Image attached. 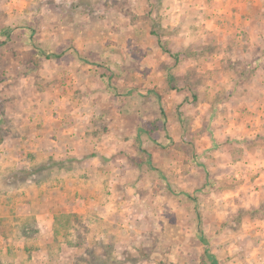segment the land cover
Wrapping results in <instances>:
<instances>
[{
    "label": "rangeland",
    "instance_id": "rangeland-1",
    "mask_svg": "<svg viewBox=\"0 0 264 264\" xmlns=\"http://www.w3.org/2000/svg\"><path fill=\"white\" fill-rule=\"evenodd\" d=\"M243 20H252L248 30ZM115 27L120 37L110 41ZM133 28L139 38L129 40ZM85 29L103 38L89 49L103 56L96 62L112 96L126 95L127 83L138 91L132 100L150 90L164 104L148 112L151 131L169 124L152 138L150 156L135 145L139 189L121 184L127 197L114 201V214L100 211L110 204L104 176L74 163L73 153L69 168L49 155L54 137L71 143L68 134L90 122L96 135L108 129L96 120L106 113L90 106H82L83 125L57 119L69 106L54 83L75 65L69 51ZM150 33L156 49L147 46ZM145 48L152 68L141 73ZM131 54V70L118 72ZM0 138V264H264V0H0ZM68 170L94 185H81L85 212L61 200L79 192L62 184ZM48 210L57 215L41 231L37 213Z\"/></svg>",
    "mask_w": 264,
    "mask_h": 264
},
{
    "label": "crops",
    "instance_id": "crops-1",
    "mask_svg": "<svg viewBox=\"0 0 264 264\" xmlns=\"http://www.w3.org/2000/svg\"><path fill=\"white\" fill-rule=\"evenodd\" d=\"M68 20H79V19L75 17L74 19L69 18ZM114 21H118V20H114ZM243 21L245 22L243 27L245 28V30H248L249 25H252L251 24L252 20H243ZM113 31H115L114 32L115 38L114 39L110 38V41L118 40L120 37V31L116 27ZM111 34L112 33H110V35ZM74 36L76 37V40H80V41L83 40L82 44L80 43L79 46H76L77 47L76 50L75 48H73L75 54L72 53V50L69 51V53H71L73 56L75 55L77 56V57L75 56L77 60L75 61L76 62L75 65L63 67L61 70H59V72L63 73L60 76L56 74V73L59 74L58 71L55 72V75L59 76L60 79L63 80H61L62 82L57 81L54 83V84H59L57 87L55 86L56 88L54 90H58L59 93L61 94V97L59 98L65 99V101L60 104H65L69 106V108L66 106L69 109V111L65 112L66 114L65 113L61 114V116L57 117V119H59L60 121H62L63 119L68 121H72L73 119L74 120L79 119L80 123L83 125L82 122L87 118L88 114L84 113L85 110L82 109V106H90L92 107V110H96V115H100V113L101 115L103 113H106V115L102 116L103 119L99 117L96 118V120L98 119V121L103 122L105 125H107L108 129L102 131V133L99 132L96 135L95 133L89 132L91 127V122H90L86 124L87 128H85V132L80 133L79 135L72 132L68 134V139H69L68 141H71L72 144L69 142L64 143L62 145L60 143L58 144L57 142H59L58 141L59 138L54 137L51 140L55 141L56 144H50L51 151H49V155H52L50 156L52 158L59 155L61 160L65 162L58 163V165L60 166L61 164L62 167L69 168V166L68 165L65 166V164L68 162L67 159L70 157L68 154L73 153L71 154L72 157H76L74 163L81 164L82 165L81 167L83 166L87 167L89 170H92L97 174H101L102 176H104L103 179L104 180L107 179V180L105 181V183L102 184H105L107 186L109 185L110 187H108V191L111 192V193H106L105 196H107V198H105L106 200L104 202H110V204L103 203L101 205L102 208L100 211L112 212V214H114V208H113L114 201L118 202L119 200H123L124 198L126 199L127 197L126 194L123 193V189L122 190L119 189L120 188L119 186H121V184L125 185V187L127 186L128 189L127 191H129L130 188L133 190L135 189L136 191H138L139 189V186L136 188L133 187L140 184V181L136 182V179H141L142 177L141 175H143V173L140 171L139 165L137 164L136 161H134V158H137V148L135 145L137 144L140 147V149L143 150V152L147 153V155L150 156L151 152H153L152 149H154V147H157V144L152 140V138L160 137L162 134H167L169 129L168 128L169 124L167 122L164 128L161 126L159 122H157L158 126H154L155 130L153 132L151 131L153 126V124L151 123L153 120L151 118V115L148 114V112L152 111V109L155 108L154 106L156 104L159 106L164 104L161 103V99L158 94L154 95V97H151L152 95L150 96V94H148L151 92L150 90L146 92L147 94L144 92V94L141 95V98L136 97L132 100V97L134 96L131 93L133 92L136 93L138 91H131L130 88L131 83H127L124 84L126 87V92H125L126 95L122 96V98L120 99L114 98L112 96L109 83L108 81L105 80V78L101 74L102 73V70L100 69L101 67L98 66L96 62L97 57H103L102 54L96 53L92 49H89V47L91 46L99 45L97 43L95 44L92 43V41H96V38H98L101 42L103 38L100 39L99 37H96V35L91 38L87 33L86 29L78 30L76 35ZM112 37H114V34H112ZM146 37L151 42L147 46H150L152 49H156L157 47L156 43H158L159 38H157L152 33L148 34ZM127 38L129 40H136L139 38V35L137 34L136 31H134L133 28V32L129 33ZM107 41L109 42V40ZM146 48L143 49V53L145 54V56L143 57L144 60L142 62L146 66L145 67H143L144 65L142 66L143 70H140L141 73L147 72L150 68H152V62L150 60L146 61L147 57L150 56V54H147L149 50ZM99 51L102 52L103 50L99 49ZM64 54L65 56H67L68 52H65L63 54L58 53V55L56 56H62ZM119 56L120 55L117 54L116 52L115 53L106 52L105 57L109 59H114V58L118 59ZM137 56L138 55L136 54H131V56L128 59V62L126 63L127 68L126 66H124L119 68L121 70H119L118 68H116V70L118 72H124V73L130 71L133 63L131 58L135 59L137 58ZM162 65L163 64L160 62L158 64V68H161ZM136 71L137 70H135L134 72ZM152 79H151V75L147 76L145 79L143 78L144 89L146 88L150 89L152 85L151 84ZM129 103L133 105L136 104L140 106V108H136L137 111H134L133 110L134 108H132V106H130ZM119 105L122 106L123 110L125 109L124 112L121 114L117 113V109H120V107H118ZM71 106L73 108H71ZM161 112L162 114H165L163 108H161ZM172 118L173 116L171 117V119ZM164 124H165V120L162 121V125ZM75 126L78 125L76 124ZM159 126L162 127V130L164 132L163 131L159 132L160 130ZM37 136H39V133H37L36 136L34 134L32 138H36V139L41 138ZM167 137L170 138L173 136L166 135L165 138ZM87 141L91 142L92 145L94 146L92 152H88V150L86 149ZM3 144L4 143H2L0 146H3ZM68 144L71 145L68 146ZM109 144L111 145L108 146ZM71 146L73 147L72 149ZM161 147H164V145ZM261 150H264V147H261ZM121 151L123 154L121 153ZM260 153L264 154L262 151H260ZM150 166H151V162H150ZM64 168L63 170H65ZM65 172L70 181L65 178V181L63 180L62 184L66 183L67 185L73 184L74 186H79V192L76 190L71 192L66 191L64 192V196H61V200L65 202L64 203L65 207L69 206L73 208V210L70 209L69 211H74L78 213L87 211L89 209L90 204L87 203L85 199H83L85 196L84 192L86 191L82 192L81 185H86V186L91 185V187L94 185L92 184L91 181H88L86 177L85 178H81L80 176L74 177L69 170ZM130 173H133L136 176L134 180H131V178H129ZM114 190H119L120 193L116 194ZM138 195L135 194L134 198L135 199L139 198ZM186 195L188 197H191L189 193H186ZM55 198L53 199L50 198V200L53 201ZM47 200L49 199L47 198ZM56 215L57 214L55 211H49V210L47 211V213L45 212L37 213V219H38L37 223H38V227L41 228V231L44 230L49 231L50 224L49 227H46L45 222L49 221L48 223H50V221H54ZM259 222H264V219H259ZM52 225L53 223L51 224V227Z\"/></svg>",
    "mask_w": 264,
    "mask_h": 264
},
{
    "label": "trees",
    "instance_id": "trees-1",
    "mask_svg": "<svg viewBox=\"0 0 264 264\" xmlns=\"http://www.w3.org/2000/svg\"><path fill=\"white\" fill-rule=\"evenodd\" d=\"M1 142H2V138H0V144H1ZM213 264H217V260L216 259L213 260Z\"/></svg>",
    "mask_w": 264,
    "mask_h": 264
}]
</instances>
